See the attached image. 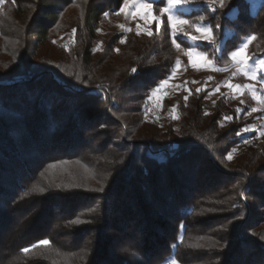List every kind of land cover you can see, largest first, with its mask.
<instances>
[{"label":"trees","instance_id":"obj_1","mask_svg":"<svg viewBox=\"0 0 264 264\" xmlns=\"http://www.w3.org/2000/svg\"><path fill=\"white\" fill-rule=\"evenodd\" d=\"M124 2L0 5V264H264V139L229 159L253 133L225 99L206 112L208 89L179 102V132L148 120L176 48L164 15L152 35L95 49ZM203 2L181 14L212 27L197 46L216 65L250 36L264 55V0ZM58 30L75 32L68 46ZM66 162L85 170L54 180L50 167Z\"/></svg>","mask_w":264,"mask_h":264},{"label":"rangeland","instance_id":"obj_2","mask_svg":"<svg viewBox=\"0 0 264 264\" xmlns=\"http://www.w3.org/2000/svg\"><path fill=\"white\" fill-rule=\"evenodd\" d=\"M161 0H137L134 4L132 0H130L129 7L125 9L124 12H120L119 15L116 13H108L107 16L101 21V24L98 29L97 38L95 40L94 47L95 49H102L105 42L107 41L109 35L116 34L119 36L120 40H125L126 37H133L142 33H149L152 32L154 28L159 29L163 23L164 15L161 14L160 9L167 7V0H162L163 5L157 8L155 7V3ZM198 1L202 0H190L189 3L184 4L181 7H177L174 9V12L180 14L184 19L189 20L191 24H203L205 25L199 18L197 17L196 13H192L193 16L191 17H184L181 12H190V11H197L198 9ZM205 1V0H203ZM139 2H146L152 4V13L157 17L161 23L159 24V28H157V21L148 17L145 19V14L147 12L146 9L138 8ZM215 2H219V0H215ZM214 2V3H215ZM204 3V2H203ZM206 3V2H205ZM204 3V4H205ZM213 3V4H214ZM125 4V2H124ZM124 4L122 7H124ZM208 4V3H206ZM1 5V3H0ZM209 5V4H208ZM76 11V9H74ZM236 10L232 12L235 14ZM118 13V12H117ZM133 13L135 15H133ZM70 14H65V16ZM202 16V14H200ZM68 17V16H67ZM65 17L63 18L64 21ZM123 25L124 27H119ZM206 26V25H205ZM186 31H189L192 35H198L192 28L188 26H184ZM130 29V31H129ZM74 31H67L62 32L58 30L56 33V37L53 38V41L57 45H66L68 46L73 38H74ZM178 37L180 39L187 40V44H180V49L176 48V64L169 75L171 79L166 78L167 84L161 86V82L152 90L151 96L148 99L147 103V111L146 118L158 125L163 127H167L168 124H172L175 127V130L179 132L180 120L178 116V108L179 102L182 98L185 100V97L191 95L193 90L200 89V91L207 90L209 93L207 94L204 100L205 111H214L216 108V103L220 99L227 100L228 106H226L231 112L235 111L238 115L243 114L240 119H237L239 123H243L245 128L249 129L247 132L252 131V137L244 140L236 144L231 151V158H234L239 153L243 152L248 148L249 145L256 146L258 145L263 139L264 135H261L264 132V105L258 104L256 100H253L251 94L248 89H241L240 92L243 94H239L235 89H230L226 87V83L231 84H238V85H251L256 91L258 95H264V71H259L257 73L256 79L249 80L244 77V75L238 72V66L233 63L227 66L219 67L216 65L207 55V53L203 52L199 46L202 41L205 40H197L192 41L188 39V37L184 36L181 33H177L175 38ZM251 41V40H250ZM250 41L247 39L244 41L248 43V46L244 51L240 54L241 58L247 57L248 64L253 66L259 60H264V55L255 56L250 49ZM177 42V41H176ZM178 43V42H177ZM242 45V44H241ZM240 45V46H241ZM239 46V47H240ZM188 47H192L195 51L203 53L211 63H206L204 60L194 56L192 58V62H189V58L185 55V49ZM238 47V48H239ZM237 48V49H238ZM179 60V65H177V61ZM229 63V62H228ZM195 65V67H193ZM226 68L227 71L223 70H216V69H224ZM173 72L175 75L173 76ZM163 80V81H165ZM211 87V88H210ZM219 87V91H216V88ZM155 89H159V91L155 92L153 95V91ZM187 101V100H185ZM243 101V103H241ZM252 108H260V111L257 112H250ZM224 114L230 113L229 111L225 110ZM250 113V114H249ZM231 114V113H230ZM230 117V116H226ZM225 117V118H226ZM220 117V123L226 124L230 119H225ZM229 156V155H228ZM84 165H77L74 163H57L54 166L50 167L49 172L52 175V178L56 181H63L66 180L67 182L72 181L73 171L84 169ZM85 170V169H84ZM86 172V171H85ZM87 176L89 177V172H86ZM91 175V174H90ZM264 227V226H263ZM261 228L264 230V228ZM262 230V231H263ZM258 230H256L257 232ZM160 264H179L173 258L169 259L165 262Z\"/></svg>","mask_w":264,"mask_h":264},{"label":"snow or ice","instance_id":"obj_3","mask_svg":"<svg viewBox=\"0 0 264 264\" xmlns=\"http://www.w3.org/2000/svg\"><path fill=\"white\" fill-rule=\"evenodd\" d=\"M2 2H3V0H0V3H2ZM136 2H137V0H132V3L135 4ZM189 2H190V0H167V7L160 9V13L162 15L165 13L167 14V23H168L169 28L171 29L172 36H173L172 42H173L174 47L177 48L178 50L181 47L180 44L177 43L175 40V36L178 32L183 34L184 36L188 37V39H190L192 41H197V40L211 41L213 39L212 27L210 25L205 26L203 24H191L189 22V20L184 19L180 14H177L176 12H174L175 8L181 7L184 4H187ZM205 2L208 3L209 6L211 7L212 4L215 2V0H205ZM219 2H220V6L223 7L224 6V0H219ZM129 3H130V0H125L124 7H122L120 9V12H124L125 9L129 7ZM138 8L146 9L147 12L145 14V19L150 17L151 19L156 20L157 21V28H159V24L161 23V21H159L157 19V17L155 15H153L151 3L139 2ZM214 10L215 9L213 8V11ZM120 12L116 13V15H119ZM105 15L107 16L108 14L105 13ZM133 15H135V14L133 13ZM199 19L201 21H203L204 17L201 16ZM184 26H188L189 28H192L196 33H198V35H192L189 31L185 30ZM119 27L123 28L124 26L120 25ZM217 27H219V26L217 25ZM129 31H130V29H129ZM137 34H139V32ZM148 35H152V33L149 32ZM252 39H255V37L250 36L247 38L248 41H250ZM120 42L124 43V40H121ZM247 46H248L247 42L243 43L237 50L230 52L228 54V57L231 61H233L234 64H236L238 66V72L242 73L245 78H247L249 80H254V79H256L257 73L259 71H264V60H259V61H257V63L255 65L250 66L248 64V58L247 57L241 58V56H240V54L244 51V49L247 48ZM184 51H185V55L189 58L190 63L192 62V58L194 56L204 60L206 63H209V64L211 63V61H209L203 53L195 51V49L192 47H188ZM177 65H179V60L177 61ZM193 67H195V65H193ZM216 70L227 71L226 68L216 69ZM133 71H135V69H133ZM174 75H175V73L173 72V76ZM169 79H171V77H169ZM166 84H167V80L161 82V86L166 85ZM225 86L230 88V89H235L239 94H243L242 92H240V90L242 88L248 89L250 94H251L252 99L256 100L258 104L264 105V95H258L257 91L251 85H238V84L226 83ZM156 91H159V89H155L153 91V95H155ZM196 91L199 92L200 89H197ZM216 91H219V87L216 88ZM185 100H187V97H185ZM241 103H243V101H241ZM260 110H261L260 108H252L250 110V112H257ZM225 119H231V117H226ZM244 130L247 131L249 129L245 128ZM261 135H264V132H262ZM228 158L231 159V154H229ZM41 191H42V189H41ZM181 227H183V225H181ZM39 243L41 245H47L49 243V241L48 240H41ZM33 247H35V245H33ZM221 247H223V246H221ZM24 251L27 252L28 249L25 248Z\"/></svg>","mask_w":264,"mask_h":264}]
</instances>
